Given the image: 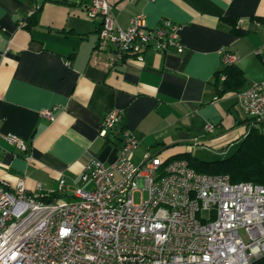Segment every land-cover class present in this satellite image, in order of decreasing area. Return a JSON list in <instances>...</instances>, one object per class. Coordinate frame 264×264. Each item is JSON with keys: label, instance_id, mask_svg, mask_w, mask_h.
<instances>
[{"label": "crops", "instance_id": "crops-1", "mask_svg": "<svg viewBox=\"0 0 264 264\" xmlns=\"http://www.w3.org/2000/svg\"><path fill=\"white\" fill-rule=\"evenodd\" d=\"M90 2L0 0V134L26 144L21 152L0 138V187L21 180L31 193L58 196L63 179L69 198L75 187H90L79 178L91 158L104 165L117 159L122 127L140 139L134 164L147 150L163 158L190 154L196 138V146L226 155L245 138L252 126L236 93L264 80V26L255 20L264 18V0L116 1L112 13L122 28L138 14L150 28L164 19L181 25L184 51L147 50L142 63L113 69L96 62L100 19L87 16ZM35 13V26L19 27ZM235 27L248 34L235 36ZM221 48L237 56L228 69ZM44 109H53V121L41 116ZM111 109L123 112L122 121L100 137ZM207 123L214 133L206 134Z\"/></svg>", "mask_w": 264, "mask_h": 264}, {"label": "built area", "instance_id": "built-area-1", "mask_svg": "<svg viewBox=\"0 0 264 264\" xmlns=\"http://www.w3.org/2000/svg\"><path fill=\"white\" fill-rule=\"evenodd\" d=\"M116 1L91 0L85 9L89 19H100L94 52L104 69L142 63L147 50L183 53L181 25L164 19L150 28L138 14L122 28L112 13ZM219 54L223 67L237 63L226 49ZM236 99L252 128L264 131V80ZM52 113L40 111L49 121ZM122 118V111H108L99 136L106 137ZM214 130L205 124L206 134ZM0 138L26 151L21 137ZM120 138L117 159L104 165L91 158L79 178L90 187H75L69 198L63 197V179L58 196L31 193L21 180L0 187V264H253L264 257V186L199 174L183 160L149 150L134 164L139 137L124 129Z\"/></svg>", "mask_w": 264, "mask_h": 264}, {"label": "trees", "instance_id": "trees-1", "mask_svg": "<svg viewBox=\"0 0 264 264\" xmlns=\"http://www.w3.org/2000/svg\"><path fill=\"white\" fill-rule=\"evenodd\" d=\"M36 17L37 14L35 13L28 18L27 29H31L36 25ZM255 20L261 26H264V18H256ZM232 33L235 36H244L248 34V31L236 29L235 27ZM260 55L262 61H264V52ZM225 68L228 69V67ZM124 129V127L120 129V137ZM174 158L185 161L192 170L199 174L227 176L231 183L249 182L254 185L264 186V131L254 127L250 128L245 138L239 143L238 148L226 159L200 161L192 157L188 152ZM253 264H264V257Z\"/></svg>", "mask_w": 264, "mask_h": 264}, {"label": "rangeland", "instance_id": "rangeland-1", "mask_svg": "<svg viewBox=\"0 0 264 264\" xmlns=\"http://www.w3.org/2000/svg\"><path fill=\"white\" fill-rule=\"evenodd\" d=\"M239 144H237L235 147H233L228 154H213L212 151H210L208 148H205L204 146H194L192 147V152L190 153L192 157L196 158L200 161H214V160H220V159H226L229 156H231L234 151L238 148ZM139 194L135 195V199H138Z\"/></svg>", "mask_w": 264, "mask_h": 264}]
</instances>
